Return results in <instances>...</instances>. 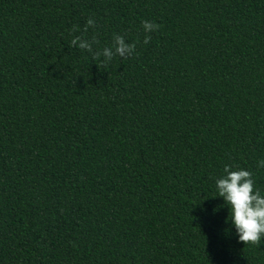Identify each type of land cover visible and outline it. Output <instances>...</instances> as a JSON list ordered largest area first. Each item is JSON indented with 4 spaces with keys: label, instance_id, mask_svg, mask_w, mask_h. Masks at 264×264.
I'll list each match as a JSON object with an SVG mask.
<instances>
[{
    "label": "trees",
    "instance_id": "obj_1",
    "mask_svg": "<svg viewBox=\"0 0 264 264\" xmlns=\"http://www.w3.org/2000/svg\"><path fill=\"white\" fill-rule=\"evenodd\" d=\"M261 159L264 0H0V264H264L215 188Z\"/></svg>",
    "mask_w": 264,
    "mask_h": 264
},
{
    "label": "clouds",
    "instance_id": "obj_2",
    "mask_svg": "<svg viewBox=\"0 0 264 264\" xmlns=\"http://www.w3.org/2000/svg\"><path fill=\"white\" fill-rule=\"evenodd\" d=\"M94 19L89 18L84 27L87 31L89 27H95ZM142 27L145 33L157 31L160 25L151 21H142ZM78 30V26H73L72 31ZM150 35H145L144 44L149 43ZM79 41V48L85 49L93 54L94 59L101 56L100 51L93 52V44L99 41L93 38L91 41L75 36L71 40V46H76ZM136 49V43L126 42L124 36L113 35L111 47L103 48L104 63L110 62L115 56L127 58L132 55ZM258 168H264V159H261L257 165ZM216 197L223 198L224 204L229 209L226 223L229 221L235 228L238 242L245 245H259L264 237V195L261 190L255 187L253 173L239 167L235 169L230 165H225L223 175L215 180Z\"/></svg>",
    "mask_w": 264,
    "mask_h": 264
}]
</instances>
